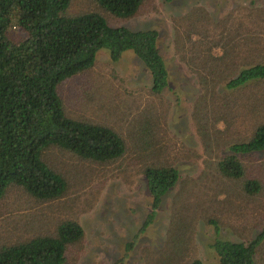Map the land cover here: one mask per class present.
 <instances>
[{
	"label": "rangeland",
	"instance_id": "1",
	"mask_svg": "<svg viewBox=\"0 0 264 264\" xmlns=\"http://www.w3.org/2000/svg\"><path fill=\"white\" fill-rule=\"evenodd\" d=\"M85 12L113 27L155 29L167 84L154 93L152 74L132 51L113 61L106 50L61 81L66 115L112 128L125 152L100 163L47 149L46 162L67 189L41 201L9 188L0 200V247L54 235L61 221L75 220L84 235L67 247L63 264H217L215 239L248 243L264 226V149L238 155L239 179L217 168L231 144L264 123L263 82L226 87L241 69L264 62V0H144L130 18L94 0H70L68 15ZM19 30L10 38L18 40ZM161 165L175 167L179 178L146 223L151 195L142 170ZM247 179L257 180V193L243 190ZM254 259L264 264V239Z\"/></svg>",
	"mask_w": 264,
	"mask_h": 264
},
{
	"label": "trees",
	"instance_id": "2",
	"mask_svg": "<svg viewBox=\"0 0 264 264\" xmlns=\"http://www.w3.org/2000/svg\"><path fill=\"white\" fill-rule=\"evenodd\" d=\"M114 16L130 18L144 0H94ZM171 2L173 0H165ZM70 0H0V200L11 187H19L37 200L61 197L67 181L46 162L45 151L60 148L94 162H109L125 152L119 133L102 124L66 115L57 85L90 68L100 50L116 61L132 51L153 77L151 90L159 94L168 72L158 47L155 29L131 30L113 27L95 12L66 13ZM12 28L20 29L10 38ZM264 83V62L241 69L226 83L235 89L248 82ZM264 149V123L250 139L229 146L230 154L217 164L228 178L244 175L238 155ZM151 195L152 221L163 195L179 178L172 166H147L142 170ZM260 189L247 179L243 190L253 195ZM83 228L75 220H63L54 235H36L29 240L2 245L0 264H63L67 247L79 242ZM264 239V226L250 242L215 239L212 248L217 264H256L255 248ZM189 264H204L198 259Z\"/></svg>",
	"mask_w": 264,
	"mask_h": 264
}]
</instances>
